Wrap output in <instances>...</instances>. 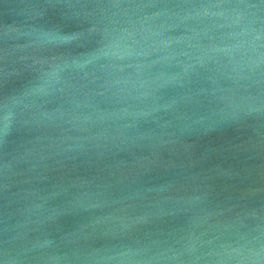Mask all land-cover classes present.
<instances>
[{
	"label": "water",
	"instance_id": "1",
	"mask_svg": "<svg viewBox=\"0 0 264 264\" xmlns=\"http://www.w3.org/2000/svg\"><path fill=\"white\" fill-rule=\"evenodd\" d=\"M0 264H264V0H0Z\"/></svg>",
	"mask_w": 264,
	"mask_h": 264
}]
</instances>
